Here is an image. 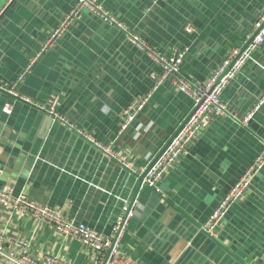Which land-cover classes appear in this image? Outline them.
<instances>
[{
	"label": "crops",
	"instance_id": "0c3cea01",
	"mask_svg": "<svg viewBox=\"0 0 264 264\" xmlns=\"http://www.w3.org/2000/svg\"><path fill=\"white\" fill-rule=\"evenodd\" d=\"M96 2L166 56L184 52L181 70L192 82L210 76L232 49H242L264 13V0ZM77 3L0 0V81H14L30 65L18 87L22 94L36 101L59 96V109L70 120L145 166L185 121L192 99L169 80L155 88L161 67L92 10L80 8L69 20ZM149 93L121 132L126 108ZM221 99L228 117H214L157 192L64 124L0 90V187L104 235L112 233L124 202L135 199L122 240V252L135 264H262L264 170L231 206L217 236L201 227L262 149L264 44ZM0 230L30 239L36 257L59 254L69 264H90L95 255L79 238L1 205Z\"/></svg>",
	"mask_w": 264,
	"mask_h": 264
},
{
	"label": "built area",
	"instance_id": "2783aa9c",
	"mask_svg": "<svg viewBox=\"0 0 264 264\" xmlns=\"http://www.w3.org/2000/svg\"><path fill=\"white\" fill-rule=\"evenodd\" d=\"M77 1L76 8L72 10L71 15L68 17L69 20L72 19V15L80 8L86 7L92 10L103 21L122 31L134 46L145 52L161 67V77L155 88L162 82L169 80L177 90L192 99V107L188 116L165 146L162 147L161 151L150 159L145 166H138L128 155L115 151L112 142L104 143L98 140L87 129L70 120L59 109V96L54 95L47 101H36L22 94L18 90V87L24 81L27 74L31 72L30 65L14 81L10 83L0 81V90L14 96L17 100L29 104L53 120L64 124L70 131L101 152L103 156L116 161L128 173L139 178L143 185L160 192L159 182L178 161L188 145L214 120V117H228V108L222 101L221 94L244 64L253 56L254 52L264 44V13L254 24V33L257 32L256 36L245 48L232 49L217 65L210 76L205 80L192 82L183 75L181 70L184 52L168 57L144 41L138 33L130 29L115 15L109 13L96 0ZM187 30L191 31L192 28L188 26ZM58 32V30L55 31V35ZM151 96L152 93L146 94L126 108L121 132L126 130L135 120L139 112L147 105ZM4 111L10 114L12 109L11 107H6ZM253 113V111L248 113L245 120L248 121ZM263 167L264 140L262 149L256 156L253 164L243 172L236 183L224 195L211 216L202 225L201 229L205 233L217 236V228L220 222L226 216L231 206L244 197L252 179ZM134 203L135 199L132 202H124L121 212L115 219L112 233L104 235L86 224L77 223L74 219L69 218L49 205L31 200L24 193L15 195L12 188L0 187L1 206L28 214L38 222L50 224L65 237L73 236L79 238L84 245L95 251L90 264H135L122 252L123 237L130 220L135 216ZM0 260L7 264H69L59 254H47L41 257L34 256L30 239H18L2 230H0ZM262 264H264V261Z\"/></svg>",
	"mask_w": 264,
	"mask_h": 264
},
{
	"label": "water",
	"instance_id": "95a60500",
	"mask_svg": "<svg viewBox=\"0 0 264 264\" xmlns=\"http://www.w3.org/2000/svg\"><path fill=\"white\" fill-rule=\"evenodd\" d=\"M256 34H257V32H255V33L251 36V38L248 40V42L246 43V45L244 46V48L248 45L249 42H251V41L254 39V37L256 36ZM263 170H264V167L260 170V172H262ZM260 172H259V173H260ZM259 173H258V174H259ZM140 181H141V180H140ZM0 264H7V263H5V262H3V261L0 260Z\"/></svg>",
	"mask_w": 264,
	"mask_h": 264
}]
</instances>
